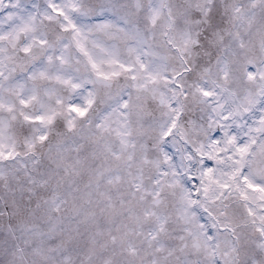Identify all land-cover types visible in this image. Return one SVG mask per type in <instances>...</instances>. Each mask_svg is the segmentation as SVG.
I'll return each mask as SVG.
<instances>
[{
  "label": "snow or ice",
  "instance_id": "6c2138e0",
  "mask_svg": "<svg viewBox=\"0 0 264 264\" xmlns=\"http://www.w3.org/2000/svg\"><path fill=\"white\" fill-rule=\"evenodd\" d=\"M0 264H264V0H0Z\"/></svg>",
  "mask_w": 264,
  "mask_h": 264
}]
</instances>
